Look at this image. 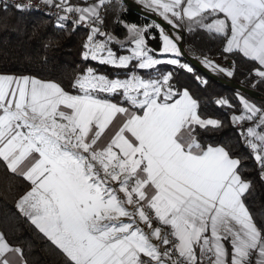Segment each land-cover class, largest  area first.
Segmentation results:
<instances>
[{
  "label": "snow or ice",
  "instance_id": "obj_1",
  "mask_svg": "<svg viewBox=\"0 0 264 264\" xmlns=\"http://www.w3.org/2000/svg\"><path fill=\"white\" fill-rule=\"evenodd\" d=\"M137 2L168 30L155 20L117 17L121 39L105 17L114 6L126 11L123 0H40L58 29L86 30V66L71 90L56 80L0 74V161L30 185L16 207L66 264H264V224L246 204L253 188L247 157L200 142L197 129L222 121L202 117L189 91L174 83L175 69L194 72L181 60V30L221 38L224 53L255 63L253 87L264 83V0ZM201 63L234 75L207 56ZM236 97L241 107L231 122L264 181V107L239 91ZM216 103L235 107L223 97ZM0 264H26L2 232Z\"/></svg>",
  "mask_w": 264,
  "mask_h": 264
},
{
  "label": "trees",
  "instance_id": "obj_2",
  "mask_svg": "<svg viewBox=\"0 0 264 264\" xmlns=\"http://www.w3.org/2000/svg\"><path fill=\"white\" fill-rule=\"evenodd\" d=\"M115 5V0H113ZM127 8V7H126ZM117 17L137 25H144L152 21L127 8L117 10L109 8L105 17L106 29L123 39L125 29L117 22ZM71 25L69 24V29ZM184 36L185 50L195 57H221L233 64L234 75L228 77L219 73L223 78L234 80L241 85L255 89L264 95V83L253 87L256 77L249 73L255 63L248 61L238 53L227 54L222 51L223 40L198 31L188 33L181 30ZM156 40H150L152 47H157L159 33L153 29ZM86 36V30L79 28L75 32L64 31L55 26V19L48 15L28 9L19 11L13 6L0 4V74L30 75L44 80L59 81L66 90H71V83L77 74L85 67L81 60V45ZM183 63L189 64L194 72L175 69L174 83L183 91L187 89L198 102L199 112L204 118H214L222 121L218 129H197L198 138L204 145H225L235 150V154L247 157L245 160V175L253 181V188L246 197V204L258 224H264V181L259 178V170L250 152L244 147L239 131L231 122V116L238 113L241 105L236 97L237 89L207 76L188 60L181 57ZM92 64V62H87ZM92 66H95L92 64ZM110 75L113 70L100 67ZM161 71L173 70L171 66H160ZM117 75H121L119 72ZM206 80L207 84L197 79ZM243 96L259 107H264V101L258 100L239 91ZM226 98L234 108L219 106L216 101ZM30 185L21 176L11 173L6 165L0 161V232L9 243L20 247L26 264H66L62 256L53 262L49 240L40 233L16 207L19 196L28 190Z\"/></svg>",
  "mask_w": 264,
  "mask_h": 264
},
{
  "label": "water",
  "instance_id": "obj_3",
  "mask_svg": "<svg viewBox=\"0 0 264 264\" xmlns=\"http://www.w3.org/2000/svg\"><path fill=\"white\" fill-rule=\"evenodd\" d=\"M123 3L125 4V6L129 10H131V11H133V12H135V13H137V14L145 17V18H148L151 21L155 20L157 23H160L165 28V30H168V28L170 27V26L166 25L165 22L163 20H161V18L159 16H157L155 13L146 10L144 7L140 6L135 1L123 0ZM180 34L182 35V37L184 39L182 31H180ZM183 39L180 41V47L182 48L183 53H184V55L182 57L185 58L186 60H188L193 66L198 68L201 72H203L207 76L218 81L219 83L226 84L230 87H233L239 91H242V92L248 94L249 96H251L253 98L264 101V95H262L257 90L245 87V86L241 85L240 83L235 82L234 80H231L228 78H223L216 71H213L209 68H205L203 66V64L201 63V61L197 57L190 55L185 50L184 45H183Z\"/></svg>",
  "mask_w": 264,
  "mask_h": 264
},
{
  "label": "built area",
  "instance_id": "obj_4",
  "mask_svg": "<svg viewBox=\"0 0 264 264\" xmlns=\"http://www.w3.org/2000/svg\"><path fill=\"white\" fill-rule=\"evenodd\" d=\"M5 3H7V5L8 6H13L14 7V4H16V3H23V4H31V8H29V9H31V10H34V11H37V12H39V13H41V14H44V15H48V16H50L51 18H53V19H55V16L54 15H51V14H48V9L44 6V5H42V4H40V0H0V4L1 5H4ZM82 29H84V28H82ZM212 59H214L213 57H211V60ZM220 62V64H221V66L222 67H225V68H227V62H225V61H219ZM232 65V64H231ZM230 65V66H231ZM233 66H231V68H232ZM231 68H230V70H231ZM245 126H248L247 125V122H246V125ZM237 129H238V131H240V129L237 127V126H235ZM241 138V137H240ZM242 140V139H241ZM243 142V141H242ZM244 145V144H243ZM256 164V163H255ZM257 166V165H256ZM259 170V169H258ZM165 230H167V229H165Z\"/></svg>",
  "mask_w": 264,
  "mask_h": 264
},
{
  "label": "crops",
  "instance_id": "obj_5",
  "mask_svg": "<svg viewBox=\"0 0 264 264\" xmlns=\"http://www.w3.org/2000/svg\"><path fill=\"white\" fill-rule=\"evenodd\" d=\"M133 1H135L136 3H138L137 0H133ZM138 4H139L140 6H142V7H144L142 4H140V3H138ZM199 57H200V59L202 60V58L205 57V56H197L198 59H199ZM208 58L211 59V57H208ZM213 58H218V57H213ZM226 62H227V61H226ZM226 64L228 65V66H227L228 69H230L231 66H233V64L230 63V62H227ZM231 64H232V65H231ZM230 65H231V66H230ZM219 73H220V72H219ZM3 74H6V73H3ZM223 74H224V73H223ZM9 75H15V74H9ZM121 78H123V77H121ZM39 79H40V78H39ZM140 227L144 228L146 232L148 231V229H147L143 224H140ZM153 242L155 243L156 241H153ZM49 244H50V251H51V255H52V260H53V262H57V261L63 256V254L60 253V251H59L58 249H56L55 246L52 245L50 241H49Z\"/></svg>",
  "mask_w": 264,
  "mask_h": 264
},
{
  "label": "rangeland",
  "instance_id": "obj_6",
  "mask_svg": "<svg viewBox=\"0 0 264 264\" xmlns=\"http://www.w3.org/2000/svg\"><path fill=\"white\" fill-rule=\"evenodd\" d=\"M199 60L201 61L200 57H199ZM212 60L215 61V63L218 64V65H220V66H221V64H220V62H219L220 60L226 62V60H224V59L221 58V57L214 58V59H212ZM233 69H234V67L231 68V70H233ZM217 73H219V72H217Z\"/></svg>",
  "mask_w": 264,
  "mask_h": 264
}]
</instances>
